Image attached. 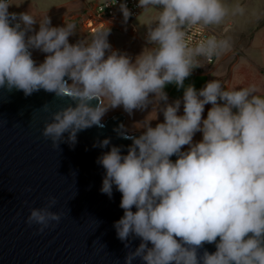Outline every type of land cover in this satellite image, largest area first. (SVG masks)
<instances>
[{"label":"clouds","instance_id":"1","mask_svg":"<svg viewBox=\"0 0 264 264\" xmlns=\"http://www.w3.org/2000/svg\"><path fill=\"white\" fill-rule=\"evenodd\" d=\"M10 4L0 0V89L25 96L44 90L71 101L45 122L42 135L53 147L65 133V142L75 145L80 131L103 128L109 109L123 106L129 114L145 109L150 94L165 102L164 122L152 127L145 121L139 137L127 136L123 125L115 129L133 141L126 155L112 146L97 160L105 169L101 192L111 198L115 186L122 194L124 214L114 228L130 249L125 264L137 259L142 264H264V94H257L255 85L226 90L216 79L199 91L189 85L184 114L178 115L181 100L167 103L164 91L170 83L184 87L199 67L197 57L219 56L230 48L228 39L215 35L193 43L190 32L218 26L245 8L226 0H139L145 11L159 6V14L146 37L155 47H146L132 62L117 51L105 58L111 47L108 30L72 44L73 24L51 27L47 16L35 32L37 19L29 12L9 13ZM121 10L127 20L126 4ZM30 49L46 53L44 61L37 65ZM197 132L202 140L193 142ZM109 144L110 138L99 146ZM56 203L49 197L44 207L31 209L27 224L39 225L40 232L55 228L63 217L51 210ZM130 237L141 240L134 250ZM205 243H215L216 251L199 255Z\"/></svg>","mask_w":264,"mask_h":264},{"label":"water","instance_id":"2","mask_svg":"<svg viewBox=\"0 0 264 264\" xmlns=\"http://www.w3.org/2000/svg\"><path fill=\"white\" fill-rule=\"evenodd\" d=\"M69 103L44 90L25 96L0 89V264H125L130 249L114 228L124 214L122 194L115 186L111 198L101 192L105 169L97 163L112 146L127 154L133 141L115 130L124 126L125 116L117 113L102 120L103 128L80 131L75 145L65 142V133L59 147H53L42 135L45 122ZM109 138L107 147L99 146ZM49 197L57 200L51 210L63 217L55 228L40 232L39 225L27 224V217ZM129 243L134 250L141 240L130 237ZM204 250L214 253L215 243H205L198 254Z\"/></svg>","mask_w":264,"mask_h":264},{"label":"crops","instance_id":"3","mask_svg":"<svg viewBox=\"0 0 264 264\" xmlns=\"http://www.w3.org/2000/svg\"><path fill=\"white\" fill-rule=\"evenodd\" d=\"M75 1L86 7L87 3L104 0ZM226 3L230 5L238 3L245 8L243 15L227 17L222 24L218 25H222L223 29H216L225 36V39L229 40L230 48L218 56L215 62V65H217L212 66L210 69L203 62H199V67L194 68L191 75L185 79L183 88H178L174 83H170L164 89L168 96L167 103H174L178 99L181 100L179 110L183 111V94L186 87L192 85L199 91L209 81L215 79L219 80L226 90L255 85L258 89L257 94H264V0H226ZM158 10L159 6H157V9L149 8L146 11L144 10L134 22L137 34L140 30L143 33L140 47L138 48L139 54L143 52L141 51L143 48H152L146 37L149 24H152V27L156 26L155 20L159 14ZM228 28L230 29L228 30ZM110 29L128 32L134 37L137 36V34L123 30L121 25ZM129 57L132 62H135L136 58L134 56ZM153 98L154 94H150L151 103L147 105L148 109L157 108L159 104V107H161V105L165 104L164 101H158V104ZM211 107V104L205 105V110L202 114L203 118H207L208 110Z\"/></svg>","mask_w":264,"mask_h":264},{"label":"rangeland","instance_id":"4","mask_svg":"<svg viewBox=\"0 0 264 264\" xmlns=\"http://www.w3.org/2000/svg\"><path fill=\"white\" fill-rule=\"evenodd\" d=\"M92 4L93 3H87L86 7H83L79 2L75 0H11V4L8 11L9 13L17 14L24 12L31 13L37 19L36 24L33 25V29L35 30V32L39 31V20L46 18L47 16L51 20V27H64L66 26V24H73L75 26V31L69 37V43L75 44L78 41L90 39L92 36L80 30L78 26V20L80 16H82L85 12V9ZM212 27L217 30L223 29L222 25ZM229 29L230 28H228V30ZM107 30L109 32L107 40L111 47L109 50L106 51L105 58H107V55L111 54L112 51H117L120 54H126L127 56H134L135 58L140 55L138 48L140 47V40L143 37V33L141 30L136 37L124 31H117L115 29ZM33 34L34 32L32 31L28 32V35ZM150 45L152 47H155L154 44ZM143 50L144 48L141 51ZM30 51L32 52V58L37 63V65L42 63L47 55L46 53H43L38 49H30ZM214 65L207 67L208 69H210ZM69 83H71V81H69ZM153 99L155 100V102L157 101L155 99V95ZM159 105L157 108H150L151 110L147 107L145 109L133 110L131 114L126 112L123 109V106H120L114 109H109V111L103 117V120H106L110 116L119 112L125 116L124 129L126 132L131 134H142L146 130L143 127L145 121L150 120L152 127H155L158 123L164 122V115L161 109L165 107V104L161 105V107H159ZM178 113V115L184 114L182 110H179ZM200 140H202V133L197 132L193 137V142H198ZM188 147L189 146L187 145L184 146V151L188 150Z\"/></svg>","mask_w":264,"mask_h":264},{"label":"built area","instance_id":"5","mask_svg":"<svg viewBox=\"0 0 264 264\" xmlns=\"http://www.w3.org/2000/svg\"><path fill=\"white\" fill-rule=\"evenodd\" d=\"M126 4L131 15L127 18L121 10V5ZM139 0H104L94 2L89 5L82 16L78 20V26L83 32L93 35L97 31H106L111 27L117 28L122 26L123 30L130 31L132 34H137V28L134 20L144 11L138 6ZM190 39L194 43L201 38H207L215 35L218 39H225V36L215 28H200L199 26L190 32ZM218 56L206 58L204 56L197 57V61L203 62L205 66L214 65Z\"/></svg>","mask_w":264,"mask_h":264}]
</instances>
